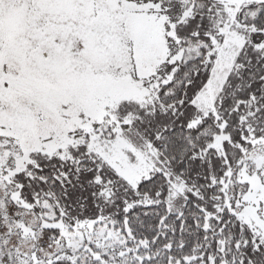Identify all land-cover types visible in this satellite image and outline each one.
Returning <instances> with one entry per match:
<instances>
[{
	"label": "snow or ice",
	"instance_id": "1",
	"mask_svg": "<svg viewBox=\"0 0 264 264\" xmlns=\"http://www.w3.org/2000/svg\"><path fill=\"white\" fill-rule=\"evenodd\" d=\"M0 264H264V0H0Z\"/></svg>",
	"mask_w": 264,
	"mask_h": 264
}]
</instances>
